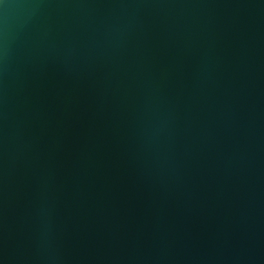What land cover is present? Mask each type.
<instances>
[{
  "label": "water",
  "instance_id": "95a60500",
  "mask_svg": "<svg viewBox=\"0 0 264 264\" xmlns=\"http://www.w3.org/2000/svg\"><path fill=\"white\" fill-rule=\"evenodd\" d=\"M0 264H264V0H0Z\"/></svg>",
  "mask_w": 264,
  "mask_h": 264
}]
</instances>
